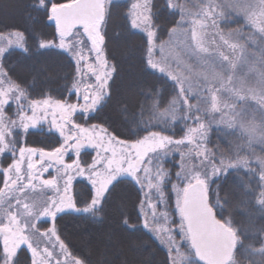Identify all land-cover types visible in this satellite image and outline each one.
<instances>
[{"label": "snow or ice", "instance_id": "1", "mask_svg": "<svg viewBox=\"0 0 264 264\" xmlns=\"http://www.w3.org/2000/svg\"><path fill=\"white\" fill-rule=\"evenodd\" d=\"M110 4L35 0L32 5L54 21L59 40H41L39 48L62 49L75 63L74 71L69 66L65 73L63 87L75 92L77 102L55 98L51 87L30 99L31 84L12 64L0 61V153H11V162L0 167V264H21V245L31 255L30 264H86L61 239L58 214L103 211L121 176L139 185L143 194L142 227L166 252L159 264H239L237 250L249 234L261 237L260 248L247 245L260 254L249 264H264V0H163L159 8L153 0L133 3L131 26L146 32L143 68L163 74L165 84L171 81L174 96L162 112L153 106L155 115L164 118L163 124L153 125L159 130L137 126V131L126 133L109 131L103 122H88L95 119L88 114L101 111L110 98V81L117 72L106 52ZM164 9L179 19L169 29V39L157 45L154 16ZM23 39L20 31L0 33V40L9 45L24 48ZM6 51L0 46V57ZM146 87L156 92L151 84ZM172 122L182 125L179 138L174 130L168 134ZM45 124L60 139L43 147L28 146L25 136L42 135ZM213 131L219 139L209 147ZM85 146L95 152L90 163L80 159ZM69 151L76 157L70 163L65 160ZM173 152L180 156L174 173L165 167V158ZM50 168L54 175L44 179ZM232 173L239 186L237 206L259 208L249 213L243 229L231 211L224 214L230 193L220 195L221 181ZM77 177L88 182L82 196L73 184ZM41 217L51 223L39 224ZM122 223L132 230L137 227L129 225L128 218ZM120 264L137 262L126 259Z\"/></svg>", "mask_w": 264, "mask_h": 264}, {"label": "trees", "instance_id": "2", "mask_svg": "<svg viewBox=\"0 0 264 264\" xmlns=\"http://www.w3.org/2000/svg\"><path fill=\"white\" fill-rule=\"evenodd\" d=\"M68 0H63L66 2ZM35 0H3L0 3V33L8 34L13 31L24 33V49L12 47L3 56L2 61L12 64L19 75L30 84V98H39L41 88H52V95L61 99H73L63 87L64 75L69 66L73 71L75 64L62 50L57 48L40 49L41 40L54 39L55 25L48 20L42 9L33 8ZM163 0L153 3L159 8ZM155 11V10H154ZM178 14L171 10H160L154 16V23L158 27L157 39L165 40L169 29L175 26ZM234 25V24H232ZM106 52L108 58L116 65L117 72L111 83V96L106 97L101 111L92 112L89 117H95L88 122H103L112 131L116 129L121 133L127 130L133 132L147 126L149 130H159L153 125L157 122L163 124L164 118L155 115L169 107L174 93L171 81L163 83L167 78L156 71L143 68L145 35L132 28L128 18V2L114 0L110 4V17L105 26ZM71 87V79L67 81ZM151 84L156 88L153 93L146 85ZM163 84L161 87L160 85ZM82 114H78L81 116ZM155 117V118H154ZM172 129L168 134L182 135V125L172 122ZM215 128V127H214ZM143 134V133H141ZM121 138H125L123 135ZM26 142L32 145L45 146L55 144L59 140L58 134L46 133L27 135ZM219 137L213 131L210 135V147H214ZM165 167L173 173L178 170V156L172 153L165 158ZM243 171V170H241ZM119 184L113 189V196L109 203L99 213H61L58 215V228L61 238L65 241L71 252L86 261V264H120L123 260L152 261L159 264L164 259L166 252L158 241L143 229L139 214L141 192L139 185L130 182V178L119 179ZM255 180L252 181L255 184ZM3 184V175L0 173V187ZM75 191L82 196L87 190L88 183L84 180L75 182ZM238 184L234 173L229 174L221 181L220 195L230 193L229 204L225 206L224 214L229 211L238 226L242 229L249 220V213H257L259 208L252 204L243 207L237 206L240 199ZM146 189V188H145ZM259 189H257V192ZM84 206V205H80ZM163 207L161 206V209ZM121 212L124 214L121 215ZM128 218L129 225H137L135 230L126 228L122 221ZM256 223L261 218L256 216ZM253 248L261 247V237L249 234L244 238V246L237 250L239 264H249L254 259H259L260 254H253L248 244ZM183 245V242H181ZM152 252V255L149 253ZM21 264H26L27 258H19Z\"/></svg>", "mask_w": 264, "mask_h": 264}, {"label": "rangeland", "instance_id": "3", "mask_svg": "<svg viewBox=\"0 0 264 264\" xmlns=\"http://www.w3.org/2000/svg\"><path fill=\"white\" fill-rule=\"evenodd\" d=\"M2 1L3 0H0V3H2ZM111 1H114V0H111ZM125 1H127L128 2V18H129V21H130V24H131V16H130V12H131V5L133 4V3H136L137 2V0H125ZM155 0H153V2H154ZM66 2H68V1H66ZM140 2L142 3L143 2V0H140ZM191 3L192 4H195V3H197V0H191ZM193 10H195V9H193ZM235 19V18H234ZM53 23H54V21H53ZM229 26H231V27H234L235 25H232V23L230 22L229 23ZM134 29H136V30H138V31H140V32H142L144 35H145V37H146V32L145 31H143L142 29H137V28H134ZM12 39H15V37H13ZM169 39V36L165 39V40H162V41H159L158 39H156L155 40V42L157 43V45H159L161 42H163V41H167ZM52 40H54L55 41V43H59V40H58V38H54V39H52ZM22 43H23V41H22ZM0 46H4V47H6L7 48V51H8V49H10V48H12V47H18V48H21L19 45H17V44H11V45H9V44H7V41L6 40H0ZM54 48H56V47H54ZM21 49H24V48H21ZM57 49H59V48H57ZM60 50H62V49H60ZM6 51V52H7ZM62 51H64V50H62ZM65 52V51H64ZM70 58H71V56L67 53V52H65ZM155 54H156V56L157 57H159L160 56V52H159V48H157L156 49V51H155ZM2 59H3V56L2 57H0V61H2ZM92 59H94V58H92ZM108 60H109V63L110 64H114L113 63V61L112 60H110L109 58H108ZM73 61V60H72ZM74 62V61H73ZM75 64V63H74ZM159 73V72H158ZM93 80H94V78H92V77H89L88 78V82L89 83H91V82H93ZM70 94H74V97H73V99H70V101L69 102H77V100L79 99L78 97H77V95L75 94V92H72V93H70ZM55 97V96H54ZM40 98V97H39ZM55 98H57V99H61V98H58V97H55ZM68 98V97H67ZM30 99H32V98H30ZM80 102L82 103L83 101L82 100H80ZM6 107H8V106H6ZM14 108H15V105H12L11 106V108L9 109V114H11V111L12 110H14ZM92 113V112H91ZM91 113H89L88 114V116L91 114ZM78 114H81V113H76V114H74L75 116H78ZM89 123H98V122H89ZM215 127V125H213V128ZM110 131V130H109ZM43 132H46V133H49V131H48V125L47 124H45L44 125V130H43ZM54 133V132H53ZM56 134H58V133H56ZM183 134V133H182ZM27 136V135H26ZM26 136H25V138H26ZM180 136H182V135H180ZM180 136H175V138H179ZM58 138H59V134H58ZM60 139V138H59ZM123 139V138H122ZM25 141H26V139H25ZM27 143V142H26ZM27 145L28 146H32V147H41V146H38V145H32V144H30V143H27ZM209 146V145H208ZM210 147V146H209ZM173 153H175L177 156H178V162H179V160H180V156H179V154L178 153H176V152H173ZM93 155H95V152H94V150L92 149V148H90V147H87V146H85L84 148H82L81 149V153H80V159L82 160V161H85V162H91V156H93ZM76 157H75V155H74V153L73 152H71V151H69L67 154H66V156H65V160H66V162H68V163H70L73 159H75ZM11 162V153L10 152H5V153H0V167H6L7 166V164L8 163H10ZM26 167V166H25ZM51 175H54V171H53V169H49L48 170V172L47 173H45L44 174V176H43V178L44 179H48V178H50V176ZM123 177H127V176H121V177H119L118 178V180L120 179V178H123ZM127 178H129V177H127ZM78 180H84V181H86L84 178H82V177H77L76 178V180H74V182H73V184L75 185V182L76 181H78ZM87 182V181H86ZM88 183V182H87ZM1 187H3V184H2V186ZM145 192H147L148 191V189L146 188L145 190H144ZM36 196H37V198H41L42 199V197H39V194L37 193L36 194ZM144 197H143V194H141V199H143ZM140 199V200H141ZM25 202H27V203H31V200H26ZM81 207H83V206H81ZM75 213H83V212H75ZM61 214V213H60ZM59 215V214H58ZM142 220H143V217H142ZM142 220H141V224H142ZM38 223L39 224H41V225H48V224H50L51 222H50V220H49V218H47V217H41L40 218V220L38 221ZM43 230V229H42ZM62 239V238H61ZM63 240V239H62ZM69 248V247H68ZM0 249H2V243H0ZM69 251L71 252V249H69ZM72 253V252H71ZM72 255H74L73 253H72ZM18 256H19V258H21V259H25V258H27V263L26 264H30V260H31V255H30V253L28 252V250H27V248H26V246H24V245H21V248L20 249H18ZM75 256V255H74ZM77 257V256H76ZM79 258V257H78Z\"/></svg>", "mask_w": 264, "mask_h": 264}]
</instances>
